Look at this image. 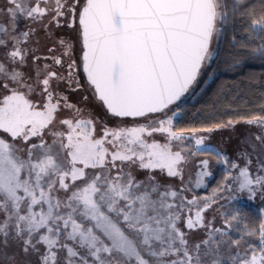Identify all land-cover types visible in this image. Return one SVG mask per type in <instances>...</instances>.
Wrapping results in <instances>:
<instances>
[{"label": "snow or ice", "instance_id": "snow-or-ice-1", "mask_svg": "<svg viewBox=\"0 0 264 264\" xmlns=\"http://www.w3.org/2000/svg\"><path fill=\"white\" fill-rule=\"evenodd\" d=\"M240 9L264 53V12L232 0V15ZM0 16L7 17L0 20V264H33L32 257L35 264H264V217L241 228L238 210L225 209L218 195L264 192V114L203 128L174 124L181 98L213 60V38L219 42L229 24L228 0H7ZM46 16L48 52L60 51L41 57L28 47L36 30L18 29L21 19ZM61 18L77 32L78 59L75 44L50 31ZM29 58L33 74L24 71ZM81 71L114 127L104 123L98 133V118L57 90L82 87ZM240 122L261 129L260 149L250 143L237 153L243 166L198 135ZM199 156L225 166L211 195L195 191L213 176L210 159L199 160L194 181L190 169L184 178ZM213 206L222 226L205 217ZM12 245L19 252L9 253Z\"/></svg>", "mask_w": 264, "mask_h": 264}, {"label": "trees", "instance_id": "trees-1", "mask_svg": "<svg viewBox=\"0 0 264 264\" xmlns=\"http://www.w3.org/2000/svg\"><path fill=\"white\" fill-rule=\"evenodd\" d=\"M245 2L257 15L264 12V0ZM240 11L243 9L233 16L232 0H228L231 19L204 78L180 105L181 116L174 121L177 129L203 128L214 123L226 124L228 120H237L241 116L264 114L261 112L264 105V53H257L260 41L253 38L250 30L245 31L251 17L242 24ZM233 35L236 36L235 44ZM224 175V170L218 169L210 187L216 188L223 182ZM236 210L241 228L245 223L249 227L256 226L264 217L262 210L252 204H240Z\"/></svg>", "mask_w": 264, "mask_h": 264}, {"label": "rangeland", "instance_id": "rangeland-1", "mask_svg": "<svg viewBox=\"0 0 264 264\" xmlns=\"http://www.w3.org/2000/svg\"><path fill=\"white\" fill-rule=\"evenodd\" d=\"M7 6V0H0V8H4ZM50 17H45L42 22L38 23H33L30 20L27 19H21L19 21V29L18 30H24L27 31L29 28L35 29V35L31 37L30 43L28 47L37 49L36 55L45 57L49 55H59V49L57 50L56 53L50 54L48 52V49L53 46V39L49 38V34L45 31V25L48 24ZM0 20L4 21L5 23L7 22V17L6 16H0ZM64 18H61V27L56 28L55 25L53 24L51 26L50 31L55 34V36H61L64 37L65 39L69 40V42L74 43L76 46V52L75 56L78 59L79 56V42L77 39V32L73 31L70 29L66 24L63 23ZM65 26H64V25ZM64 28V29H63ZM68 32V33H67ZM218 42L216 38H213L212 42V47L217 50ZM4 49H0V57L3 56ZM216 51L214 52L215 55ZM213 55V58H214ZM213 61V60H212ZM212 61L210 62L208 67H205L201 74L198 76L197 81L190 86L189 91L181 98V101L179 102L180 105L182 104L183 101H185L189 95H191V92L199 85L202 81V79L205 76V73L209 69ZM51 63L50 60L45 61L44 59L40 60V65L43 66L44 63ZM24 71L28 72L29 74H33V66L31 63V58H29V66L24 69ZM79 78H80V83L82 87L79 89L73 91L69 89L66 83H61L58 86V91H61L64 93V95L68 96L69 101L73 104L78 105L80 108L85 110V114L88 112H91L94 116V118H98V124H97V131L99 133V130L101 127H103L104 123H107L109 127H114L117 123L115 118L111 117L103 108V106L96 100L95 96L93 95V92L89 89L87 81L83 75V72L78 73ZM73 88H76L75 83H73ZM33 99H38V97H33ZM173 109L175 106H172ZM60 115L67 116L70 115V113L67 110H62ZM171 115V113H169ZM175 121V120H174ZM129 126H131V121L129 120ZM261 132V129L254 126V125H248L246 123L240 122L234 124V126L231 127H225V128H220L217 130H214L211 133H199L198 135H202L205 137H208L206 140V144L213 146L217 148L218 150L222 151L225 155H227L231 160H236L241 166L244 165L245 161L243 159H238L237 153L245 148H248V144H256L257 149H260L259 142L256 141L255 137L257 134ZM155 139H157L159 142L164 143L165 139L162 137L160 134H155ZM192 144L194 146V141H192ZM251 151V149H248ZM204 158L210 159V170L213 173V176L211 177H206V187L201 188V189H195V191L200 195H211L212 192V187H210L213 178L216 176L217 170L218 169H223L224 170V165L223 164H217L216 159L214 156H199L193 158V161L190 162L188 169L185 171V180L188 179L189 176V169L191 171V176L192 180L194 181L196 176L195 173L198 171L197 169V163L199 160H202ZM252 161H253V166H252V171L255 172V162H256V155H252ZM139 178H143L144 173H139ZM157 179H159L162 183H171L177 185L179 187V180L175 178H168L166 176H161L160 173L157 171L156 173ZM224 181V179H223ZM188 198L191 199L192 193H188ZM220 200L219 204L223 205L225 209L228 210H233L234 214H236L235 210L237 209V206L240 204H252L253 206L257 207L258 209L262 210V214L264 216V192L257 191L256 195L254 198L249 199L248 193L245 191L244 193H237V192H230L228 190H224L220 193H218ZM235 198V199H234ZM216 206H213V209H209L205 213V217L207 220H211L213 216L216 217L215 219V224L216 226H222L221 224V219L220 215L217 211L214 209ZM231 235L235 238L238 233L233 231ZM203 236L202 231H198L193 234V239H200ZM252 243H258L257 238H250ZM8 252H19V249L15 246L12 245L11 247L8 248ZM20 260H23V256L18 258ZM33 264H35L36 258L32 257ZM3 264H6V262H3Z\"/></svg>", "mask_w": 264, "mask_h": 264}, {"label": "water", "instance_id": "water-1", "mask_svg": "<svg viewBox=\"0 0 264 264\" xmlns=\"http://www.w3.org/2000/svg\"><path fill=\"white\" fill-rule=\"evenodd\" d=\"M84 75V74H83ZM85 77V76H84ZM86 79V78H85Z\"/></svg>", "mask_w": 264, "mask_h": 264}]
</instances>
